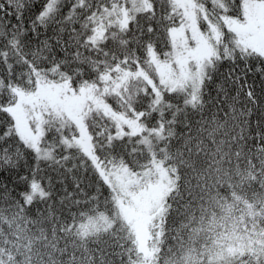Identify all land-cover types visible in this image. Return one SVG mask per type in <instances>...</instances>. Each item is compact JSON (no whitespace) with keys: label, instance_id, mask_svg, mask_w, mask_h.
I'll list each match as a JSON object with an SVG mask.
<instances>
[{"label":"snow or ice","instance_id":"snow-or-ice-1","mask_svg":"<svg viewBox=\"0 0 264 264\" xmlns=\"http://www.w3.org/2000/svg\"><path fill=\"white\" fill-rule=\"evenodd\" d=\"M0 264H264V0H0Z\"/></svg>","mask_w":264,"mask_h":264},{"label":"trees","instance_id":"trees-1","mask_svg":"<svg viewBox=\"0 0 264 264\" xmlns=\"http://www.w3.org/2000/svg\"><path fill=\"white\" fill-rule=\"evenodd\" d=\"M41 207H43V206H41Z\"/></svg>","mask_w":264,"mask_h":264}]
</instances>
